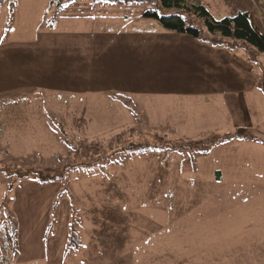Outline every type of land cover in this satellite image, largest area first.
<instances>
[{
    "label": "rangeland",
    "instance_id": "374dc122",
    "mask_svg": "<svg viewBox=\"0 0 264 264\" xmlns=\"http://www.w3.org/2000/svg\"><path fill=\"white\" fill-rule=\"evenodd\" d=\"M58 1L0 0V264H264V52ZM185 1L264 34V0Z\"/></svg>",
    "mask_w": 264,
    "mask_h": 264
},
{
    "label": "trees",
    "instance_id": "16d2710c",
    "mask_svg": "<svg viewBox=\"0 0 264 264\" xmlns=\"http://www.w3.org/2000/svg\"><path fill=\"white\" fill-rule=\"evenodd\" d=\"M53 2L54 1H52V5ZM157 2L160 4L159 9L149 8L143 13V16L156 20L159 25H162L163 28L167 29L168 31H173L182 36L189 35L194 38H200L202 36V30L198 26L192 25L191 22L194 19L183 15V12H187L191 16L193 15L197 18H200L205 25V29H207L210 34H219L222 37L229 39L231 38L232 40L237 41L242 40L251 44L252 46L254 45L258 51L264 52V34L260 31L256 22L254 21L252 14L249 11H241L236 16H229L216 20L211 15L210 11H208L206 7L201 4L194 3L193 5H190L185 0H158ZM62 8L63 6L61 3L60 5L58 4V11ZM159 10H162V12ZM25 76L27 77L24 78ZM25 76L21 75L20 79H18L22 81V84L31 85L35 83V79L31 77L32 75L30 73H27ZM27 80L31 82H28ZM238 134L239 132L233 136L231 134H227V136H225L226 138L223 140L229 142L234 140V138H242ZM215 138L218 139L219 137ZM135 146V143L134 145L132 144V148ZM112 154L114 155L117 153L113 152ZM217 175L221 176V172L218 171Z\"/></svg>",
    "mask_w": 264,
    "mask_h": 264
},
{
    "label": "crops",
    "instance_id": "0c3cea01",
    "mask_svg": "<svg viewBox=\"0 0 264 264\" xmlns=\"http://www.w3.org/2000/svg\"><path fill=\"white\" fill-rule=\"evenodd\" d=\"M250 62H252V61H250ZM250 91H248L249 94H247V97L249 98L248 101L244 98L245 95L243 96L244 105H241V108L250 109L252 111L257 110L260 113L264 112V97H262L260 93L254 94V92H250ZM239 97H241V95H239ZM252 98H253V100H250ZM247 102H249V103H247Z\"/></svg>",
    "mask_w": 264,
    "mask_h": 264
}]
</instances>
